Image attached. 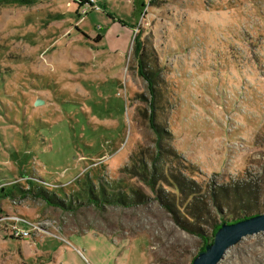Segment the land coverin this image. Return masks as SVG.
Here are the masks:
<instances>
[{
	"label": "rangeland",
	"instance_id": "1",
	"mask_svg": "<svg viewBox=\"0 0 264 264\" xmlns=\"http://www.w3.org/2000/svg\"><path fill=\"white\" fill-rule=\"evenodd\" d=\"M82 1L0 0V264H43L36 251L61 246L82 256L70 264H90V251L101 264H192L202 240L156 199L168 200L174 176L198 185L210 217L211 192L237 183L251 186L264 213V0H145L135 36L162 148L176 155L156 164V191L123 172L134 157L152 168L159 140L134 39L127 50L125 29L112 36L117 23L99 30L93 12L106 20L105 4ZM89 29L124 54L97 46ZM88 184L95 193L142 191L146 200L95 206L86 203ZM39 187L60 194L64 207L49 205ZM207 219L192 226L210 237ZM22 222L42 229L15 237L16 226L29 228ZM219 264H264V232Z\"/></svg>",
	"mask_w": 264,
	"mask_h": 264
},
{
	"label": "trees",
	"instance_id": "2",
	"mask_svg": "<svg viewBox=\"0 0 264 264\" xmlns=\"http://www.w3.org/2000/svg\"><path fill=\"white\" fill-rule=\"evenodd\" d=\"M87 3V0L82 1L80 4L84 5ZM134 52L138 58L139 66L138 71L139 74L147 79L150 86L151 91V107H150V115L149 122L150 126L154 130L156 137L158 136V145L156 146L155 155L151 156V163L153 164L152 168L150 164L145 162L142 158L134 157L131 159V166L123 169V172H127L131 175L132 178H140L143 182L147 183L153 191H156L157 182L159 181L157 177V168L156 164L164 162L165 164L168 162V159H174L176 156L172 149L165 150L162 148L161 139L163 136V130L155 124V116H154V99L156 96V91L153 88V82L150 79L149 75L144 70V46L141 40L140 33L136 34L134 38ZM171 178V177H170ZM169 178V179H170ZM175 181H169L168 185L171 187L170 194H167L168 200L163 196H157L158 203L169 212L174 220L181 226L184 230L189 233L197 235L203 242L200 251L205 249L207 244L213 242L214 235L216 231L220 228V226L224 223H231L240 221L247 217H251L257 214H260L259 210L263 207V205L259 204L257 200L254 202L253 197H251V186L246 185V183H237L232 188L219 186L216 187L210 194V199L214 206L215 215H212V212L209 211L207 206V200L204 194L201 193L198 185L189 179H186L185 176L179 175V177L174 176ZM185 180H188L186 183ZM193 184V187H192ZM88 190H86L87 201L86 203L94 204L95 206H104L106 204L117 205V206H125V207H134L139 203L145 202V196H143L142 191L133 190V196L128 197V195L124 194L125 192H107L104 188H100L99 191L95 193L94 189L88 184ZM40 191L37 194L39 197L44 199L49 205L64 207V199L60 194H56L53 192L52 196H48V188L39 187ZM31 189V188H30ZM29 189V190H30ZM232 191V192H231ZM96 194L93 196V194ZM170 195L174 196V198H170ZM166 196V195H165ZM180 197V199H178ZM82 198V197H81ZM255 199H258L255 196ZM76 207L80 203H84L77 198ZM79 203V204H77ZM74 207V206H73ZM70 206L68 209L73 208ZM226 211V212H224ZM207 216V220L202 222H207L210 219H213L212 225V233L211 236H207L203 233V229L201 230V226L193 227L192 223L201 221V217ZM199 251V252H200ZM198 255V254H197ZM194 259V258H193ZM193 261V260H192Z\"/></svg>",
	"mask_w": 264,
	"mask_h": 264
},
{
	"label": "crops",
	"instance_id": "3",
	"mask_svg": "<svg viewBox=\"0 0 264 264\" xmlns=\"http://www.w3.org/2000/svg\"><path fill=\"white\" fill-rule=\"evenodd\" d=\"M99 2H103L102 4H105V9L103 11L107 12V16L105 20L104 17L101 15L102 11L93 12L95 13L93 15L94 20L98 22V29H103V25L109 27L110 24L112 25L117 23L118 28L115 27V30H111L112 36H114V38H119L120 36H122V33L125 29L127 34L126 36L128 37L126 43V46L128 45V50L131 46V43L133 42L132 40L135 38V30L139 24V20L141 19V12L143 10L142 7L145 5V0H99ZM85 34L88 36V39H94L96 41L97 46L99 45L101 47V44H104L106 42V44L104 45L108 47L110 53H115L117 55L124 54V49H121L120 47H109L110 42L106 38V35L99 33L96 38H94V35L91 36V29H89L88 32H86ZM101 235L104 236V234ZM63 247H65L66 250L63 249ZM104 251L105 248L101 249V256L104 255ZM90 254L94 256L93 262H91L90 264H101L100 260H98L97 255L94 252L90 251ZM35 255L38 258H44V256L48 258V260L46 259L43 264H70L71 257H82L80 253H76L73 250H69V248L66 246H61L58 250H54L49 253L48 251L46 252V250L36 251ZM25 256L26 255H24V258ZM58 258L60 259L59 261Z\"/></svg>",
	"mask_w": 264,
	"mask_h": 264
},
{
	"label": "water",
	"instance_id": "4",
	"mask_svg": "<svg viewBox=\"0 0 264 264\" xmlns=\"http://www.w3.org/2000/svg\"><path fill=\"white\" fill-rule=\"evenodd\" d=\"M37 104V103H36ZM264 232V213L240 221L224 223L216 231L213 242L207 244L192 264H219L226 252L243 239Z\"/></svg>",
	"mask_w": 264,
	"mask_h": 264
},
{
	"label": "built area",
	"instance_id": "5",
	"mask_svg": "<svg viewBox=\"0 0 264 264\" xmlns=\"http://www.w3.org/2000/svg\"><path fill=\"white\" fill-rule=\"evenodd\" d=\"M23 224H27L29 226V228L25 227H15L14 228V233L13 235L15 237H20V238H29L30 236L34 235L36 231H39L40 229H42V225L39 223H24ZM47 231V230H45ZM50 232V231H47ZM33 233V234H32Z\"/></svg>",
	"mask_w": 264,
	"mask_h": 264
}]
</instances>
